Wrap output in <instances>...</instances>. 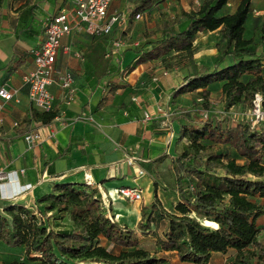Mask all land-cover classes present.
I'll return each instance as SVG.
<instances>
[{
  "label": "crops",
  "instance_id": "1",
  "mask_svg": "<svg viewBox=\"0 0 264 264\" xmlns=\"http://www.w3.org/2000/svg\"><path fill=\"white\" fill-rule=\"evenodd\" d=\"M203 1L167 0L137 20L129 19V0H113L108 19L123 15L125 20L114 26L107 42L104 35L94 37L84 30L74 31L62 40L55 67L57 73L73 75L74 100L67 103L55 76L56 84L50 91L56 97L59 117L50 125L32 122L24 130L22 123L36 110L24 81L35 67L33 52L44 43L50 20L72 9L73 4L71 0H0V89L14 93L1 113L0 174L5 179L0 180V215L10 205H17L39 216V198L49 194L56 184L86 185L88 175L94 182L89 188L97 191L106 217L138 230L143 207L155 201V184L160 185L161 172L170 163L173 166L181 152L179 133L184 116L194 110L195 102H202L201 91L174 98L194 74L192 67L167 71L159 61L139 63L154 40L149 38L154 30L150 18L157 17L159 9L171 15L181 10L196 11ZM242 1L231 0L224 14L235 13ZM263 23L264 0H252L245 38L254 40L258 54L264 53ZM219 40L218 31L197 36V66L214 67L219 58ZM217 95L221 99V93ZM30 133L40 136L31 148L25 141ZM172 170L174 173V167ZM27 186L32 189L27 190ZM121 188L138 189L142 201L123 200L116 194ZM160 197L158 186L157 199ZM105 243L101 239L100 246L110 249ZM154 243L153 238H141L144 249L153 250ZM236 255L234 251L213 254L209 264H228ZM24 256V250L0 242V264L21 262ZM158 258L160 264H192L182 262L176 252H159Z\"/></svg>",
  "mask_w": 264,
  "mask_h": 264
},
{
  "label": "trees",
  "instance_id": "2",
  "mask_svg": "<svg viewBox=\"0 0 264 264\" xmlns=\"http://www.w3.org/2000/svg\"><path fill=\"white\" fill-rule=\"evenodd\" d=\"M129 1L132 19L150 14L167 0ZM230 1L204 0L196 11L174 15L159 9L158 16L150 18L154 30L149 38L154 40L139 63L159 61L167 71L190 66L194 74L174 98L201 91L202 102H195L194 110L184 116L179 133L183 149L173 160L179 195L174 214L158 207L157 183L155 201L143 207L138 230L107 218L97 191L87 185L56 184L37 200L39 216L17 205L0 215V242L25 251L23 261L11 264H160L159 252H176L186 263L209 264L213 254L230 251L237 254L231 264H255L245 253L252 248L263 252L258 223L264 217V128L246 121L233 126L203 120L202 114L211 110L215 93H221L226 112L255 109L257 97L264 111V53L258 54L254 40L245 38L252 0H243L235 13L224 14ZM217 31L216 64L197 66V36ZM261 36L264 43V23ZM102 37L107 42L111 34ZM58 117V110H32L23 129L32 122L50 125ZM142 237L155 240L153 250L142 248ZM101 239L120 251L100 246Z\"/></svg>",
  "mask_w": 264,
  "mask_h": 264
},
{
  "label": "built area",
  "instance_id": "3",
  "mask_svg": "<svg viewBox=\"0 0 264 264\" xmlns=\"http://www.w3.org/2000/svg\"><path fill=\"white\" fill-rule=\"evenodd\" d=\"M71 2L73 4L72 9L64 10L50 20L46 28L44 43L38 50L33 52L35 67L24 79L26 86L29 88V100L34 109L40 112L49 113L55 110L56 97L50 91V87L56 84L55 76L58 79L60 88L66 94L68 104L74 100L76 95L73 75L68 72L57 73L55 67L63 38L79 30H84L90 36L110 35L114 26L120 20H125L123 15H116L108 19V11L113 0H71ZM136 19H141V15H138ZM117 47H119V44ZM65 51H68V49H65ZM13 98V92L5 88L0 89V125L3 123L1 113L4 106ZM256 101L259 102L258 99ZM258 111L255 112L257 122L263 117L260 110ZM149 118L150 116L146 115V119ZM39 140L40 136L36 133L25 136V141L30 148ZM4 179L3 174H0V180ZM86 185L88 187L94 185L92 178L88 175L86 176ZM26 189L31 190L32 186H27ZM116 194L129 203H140L143 199V194L138 189L121 188L116 191Z\"/></svg>",
  "mask_w": 264,
  "mask_h": 264
},
{
  "label": "rangeland",
  "instance_id": "4",
  "mask_svg": "<svg viewBox=\"0 0 264 264\" xmlns=\"http://www.w3.org/2000/svg\"><path fill=\"white\" fill-rule=\"evenodd\" d=\"M213 98L214 100L211 110L202 113L204 115V116L202 115L203 120L212 118L216 121H226L227 124L233 126L238 121H246V122H250L253 125V127L259 126L258 127L259 129L264 128V111H262L261 109V102H262L261 97H257L259 102L256 101L255 105L257 106V108L255 109H249L246 106V107L234 108L230 112L225 111V106L220 102L219 95H217V93L213 95ZM258 110H260L263 116L262 119L259 120V122H257L258 120L256 118V113L259 112ZM182 149H183V143L180 150L181 152ZM239 163L242 164L243 162L240 161ZM169 166H170L169 168H165L164 171L161 172L160 185H157V187L159 186L161 189V197L160 200L158 201L159 202L158 207L161 210L165 211L166 213L174 214L175 206L179 202V195L177 193L178 190L176 189L175 186L176 177H174L175 175L172 170L173 168L172 163H170ZM218 172L221 174L223 173L221 170H218ZM134 187L135 184L133 185L132 188ZM261 203L264 205V201H261ZM193 217H195V215H193ZM46 218L49 217L47 216ZM198 220L202 221L201 219ZM202 222L204 224L208 222L207 225L209 226L210 223L209 221H202ZM258 226L261 228L260 244L263 252H261L260 249L252 248L247 253H245V256L250 257L253 263L255 264H264V217L259 221ZM105 245L110 247L111 251H113L114 253H118L120 251V249L112 248L111 246H109L110 245L109 243H105ZM228 264H231V262Z\"/></svg>",
  "mask_w": 264,
  "mask_h": 264
},
{
  "label": "bare ground",
  "instance_id": "5",
  "mask_svg": "<svg viewBox=\"0 0 264 264\" xmlns=\"http://www.w3.org/2000/svg\"><path fill=\"white\" fill-rule=\"evenodd\" d=\"M209 226H212L213 228H217L218 227V225L216 223H213V222H210Z\"/></svg>",
  "mask_w": 264,
  "mask_h": 264
},
{
  "label": "water",
  "instance_id": "6",
  "mask_svg": "<svg viewBox=\"0 0 264 264\" xmlns=\"http://www.w3.org/2000/svg\"><path fill=\"white\" fill-rule=\"evenodd\" d=\"M207 223H208V222H207ZM207 223L204 224V225L207 226V227L213 228L212 226H208ZM218 228H219V227H217V228H213V229H218Z\"/></svg>",
  "mask_w": 264,
  "mask_h": 264
}]
</instances>
